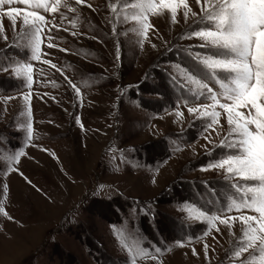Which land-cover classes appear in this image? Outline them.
Here are the masks:
<instances>
[{
    "label": "rangeland",
    "instance_id": "374dc122",
    "mask_svg": "<svg viewBox=\"0 0 264 264\" xmlns=\"http://www.w3.org/2000/svg\"><path fill=\"white\" fill-rule=\"evenodd\" d=\"M64 2L42 13L49 23L39 61L13 43L22 17L14 30L3 14L30 7L0 6V66L9 67L0 71V264H130L118 230L147 250L137 264H239L240 223L217 222L218 232L198 218L256 215L227 211L240 199L232 185L243 181L210 167L232 151L220 146L230 133L226 114L218 109L219 126L205 130L209 118L188 107L210 101L178 78V66L199 75L189 53L206 49L189 34L203 27L200 7L188 0L197 15L185 19L180 8L178 23L148 13L145 39L124 19L137 0L116 12L111 5L127 0ZM27 63L30 86L15 72ZM252 256L261 264L254 250L244 254Z\"/></svg>",
    "mask_w": 264,
    "mask_h": 264
},
{
    "label": "snow or ice",
    "instance_id": "6c2138e0",
    "mask_svg": "<svg viewBox=\"0 0 264 264\" xmlns=\"http://www.w3.org/2000/svg\"><path fill=\"white\" fill-rule=\"evenodd\" d=\"M195 2L201 9L198 23L203 27L190 33L189 38L193 36L199 38L203 42L200 47L206 51L189 53L198 67L199 75L184 66H178L181 74L178 78L189 86L194 98L204 95V98L210 101L208 104L200 103L196 107H188L189 114L209 118L205 130H215L213 126H219V118L222 115L219 110L226 114L230 133L221 141L220 146H226L232 151L210 167L225 170L229 176L243 181V184L232 185L240 194V199H233L227 205V211L243 213L247 210L256 213L241 214L237 217L201 212L198 218L206 220L209 226L218 232L220 229L217 222L231 229L238 221L242 235L238 238L233 258H240L239 264H254V256L244 257L245 253L254 250L261 264H264V0H195ZM75 3L83 4L85 0H75ZM129 3L131 0L122 5L112 4L111 10L116 12L118 6L127 8ZM13 4L30 7L28 11L15 7L3 13L11 21L14 30L17 19L22 17L21 31L13 43L23 46L25 51L30 53L31 60L39 61L44 28L49 23L42 13H58L61 0H0V6ZM63 6L68 7L67 0ZM87 6L91 8V5ZM131 7L138 11L131 17L126 15L124 19L135 21L138 27L134 31L145 39L148 31L153 28L148 13L162 15L167 12L173 23H178L177 14L180 8L184 9L185 19L189 14L197 15L192 11L188 0H137L131 3ZM69 10L75 11L74 8ZM0 31H3L2 20ZM3 39L7 41L8 37L5 35ZM48 39L51 40V37ZM47 46L52 48L55 45L48 43ZM43 62L50 64L47 60ZM32 68L33 66L27 63L19 64L15 69L16 76L25 77L29 86L32 83ZM0 71H9V67L0 66ZM69 84L79 93L76 85L71 84V81ZM178 115L182 116L183 113ZM77 122L79 123V120ZM27 134L30 140L31 124L27 125ZM21 155L24 153H17L11 159L18 163ZM6 190L7 185H4L5 194ZM0 212L7 216L2 207ZM116 235L121 247L129 254L130 264H137L138 257L148 255L146 249L139 247L138 241L128 243L125 230L116 231ZM207 248L208 245H205V249ZM193 254H196L195 250Z\"/></svg>",
    "mask_w": 264,
    "mask_h": 264
}]
</instances>
